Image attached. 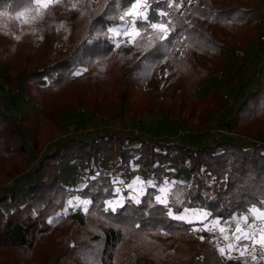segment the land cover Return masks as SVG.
Returning <instances> with one entry per match:
<instances>
[{"label":"trees","instance_id":"16d2710c","mask_svg":"<svg viewBox=\"0 0 264 264\" xmlns=\"http://www.w3.org/2000/svg\"><path fill=\"white\" fill-rule=\"evenodd\" d=\"M186 2L178 13L175 5L167 7L165 0H148L154 10L149 17L171 20L172 31L167 39L152 44L145 41L138 56L118 55L124 75L129 73L141 84L155 79L159 66L173 55L182 38L181 45L186 50L183 58L173 61L174 66L194 81L208 76V69L197 63L196 55L216 59L222 46L232 47L217 41L201 22L245 29L248 37L259 30L264 32L255 11L236 0L228 5L224 0H192L185 5ZM124 3L125 0H81L79 14L67 24V19L57 15L50 16L41 27L0 23V42L5 43L0 47V65L13 66L15 86L20 89L22 84H30L29 91L36 96V112L23 115L20 126L0 107V188L10 177L19 179L0 194V264H30L32 259L37 264H227L219 250L221 239L211 234L201 239L194 224L170 217L169 210L174 215L203 211L208 220H217L230 232L238 219L250 214L249 208L264 209V143L255 142L260 132H255L253 138L249 133L253 125H264V63L257 69L260 89H248L234 117L229 118L231 109L222 120L227 131L252 140L224 135L206 145L197 144L192 139L194 135H185L187 141L152 140L103 131L50 142L38 162L24 172L11 176L5 171L7 160L32 155L36 147L33 138L17 146H11L10 141L16 136L23 139V130L36 135L41 118L43 123L53 122L42 109L47 97L58 96L76 83L84 84L92 79L96 67L105 64L113 51L108 28L123 24L119 17ZM34 8L35 0H0V21L6 15ZM160 10L169 15L157 17L155 12ZM149 28L141 30L143 36ZM78 69L87 72L77 77ZM8 79L7 75L3 83L8 84ZM175 80L172 76L170 82ZM125 89L131 90L132 85L126 84ZM217 93L213 91L211 97ZM206 100H210L208 95ZM47 104L46 109L49 100ZM107 166L109 169H105ZM167 166L184 169L189 179L175 183L179 192L169 190L165 206L156 197L160 196L158 186ZM71 167L80 188L67 183ZM116 171L125 175L124 183L131 173L140 172L152 178L153 186L127 197V191L113 175ZM21 190L24 194L18 199L16 193ZM120 193L123 204L108 210L105 203ZM71 195L89 202L87 221L81 223L65 214ZM5 202L12 207L6 209ZM130 232L137 237L130 239ZM43 240L50 242L41 249Z\"/></svg>","mask_w":264,"mask_h":264},{"label":"rangeland","instance_id":"374dc122","mask_svg":"<svg viewBox=\"0 0 264 264\" xmlns=\"http://www.w3.org/2000/svg\"><path fill=\"white\" fill-rule=\"evenodd\" d=\"M231 1L224 0L226 5ZM236 1L255 11L256 21L264 29V0H255L252 3L248 0ZM215 3L218 4L216 1ZM188 4L185 3V5ZM80 5L81 0H56L55 4L50 6H45L43 3L37 4L35 0L33 10L18 12L12 16L6 15L3 22L0 21V23L41 27L46 24V21H49L50 16L57 15L67 19L64 21L67 24V21L79 14ZM49 8L50 10L47 11ZM175 10L178 13L181 12V8H175ZM127 19L129 18L126 17ZM201 24L206 26L217 41L232 48L222 46L216 59L196 55L197 63L208 69V76L195 81L188 73L180 72L173 63L174 60L184 57L186 47L181 45L182 38L178 40L179 44L174 47L173 55L159 66L156 78L141 84L138 79H131L129 73V75H124L125 70L118 63L120 62L118 55L133 53L138 56L145 41L151 44L155 43L160 40L159 37L163 33L150 27L148 31H144L145 36L140 31V35L134 38L133 44L128 43L130 39H133L131 36L117 37L115 33H110V37L113 39V51L104 61L105 64L96 67L92 79L84 81V84L76 83L70 87V90L63 91L58 96L49 95L47 97L42 103V109L51 115L53 122L43 123L44 120L41 118L38 121L39 132H36V135L23 130V139L16 136L10 141L11 146H17L23 140L25 143H30L33 138L36 147L32 155H25L17 160H7L4 165L5 171L11 176H14L12 174L17 171L24 172L38 162L41 153L50 142L55 143L57 140L61 141L72 137H84L90 133L103 131H113L121 135H132L152 140L162 138L163 140L187 141L189 138L185 135H194L192 139L197 141V144L213 143L215 140L212 135H215L219 130L222 133L226 130L222 120L229 115L231 109L229 118L234 117L235 110L242 103L248 89L252 88L254 91L261 87V77L257 73V69L264 63V32L259 30L255 35L248 37V32L245 29L225 28L223 25L215 23L201 22ZM53 38L54 36L50 40L52 41ZM117 41H119V47H116ZM4 44V42H0V47ZM9 67L11 68L3 64L0 65V107L10 115L16 125L20 126L23 115L36 112V96L29 91L30 84H22L20 89L15 86L16 70L13 66ZM86 72L85 69H78L76 75L77 77L82 76ZM7 75L9 82L4 84L3 81ZM172 76L176 80L171 83ZM249 76L254 81L249 79ZM126 84L132 85V89L126 90ZM93 86L96 87L95 90H92ZM215 90L218 92L217 96L211 97ZM207 95L210 97L209 101L206 100ZM224 95L231 99L229 105H226L227 103L222 100ZM192 99L196 101L193 102ZM48 100L50 104L46 109ZM255 132L261 133L259 137L255 138V142L264 143V125L262 123L253 125L249 129L251 138ZM233 133L226 130L220 136L236 135L243 141L252 140H245L244 135ZM201 134L203 136H200ZM184 136L185 138H183ZM198 136L200 137L198 138ZM117 162L115 161V163ZM105 169H109V166ZM69 175L67 183L76 189L80 188L81 184L77 181L78 177L72 167L69 168ZM113 175L120 180L122 188L127 191V197H134V194L139 190L143 191L146 187L153 186L154 183L151 177L142 176L140 172H137L136 175L131 173L127 183L123 182L125 180L123 173L116 171ZM11 178L13 177H10L0 188V194L3 193L2 189L9 190L15 185L18 177ZM34 178L35 175L31 177L30 181H33ZM188 179L189 176L184 169L167 166L161 176L162 183L158 186L159 197L166 201V194L169 190H174L176 194L179 192L175 183L187 182ZM21 185L24 189L25 186L22 182ZM23 194L24 190H21L16 193V196L21 199ZM123 200L124 196L120 193L118 197L106 202L105 207L114 211L123 204ZM70 201L71 203H68L64 209L65 214L81 223L87 221L88 216L85 208L87 209L88 204L85 205L84 200L77 199L73 195L70 196ZM3 206L6 209L12 207V205L8 206L7 202ZM204 213L203 211L189 210L184 211L180 216H184L186 222L192 221L191 224H194L198 236L205 237L211 234L221 239L223 243L221 248L225 252L224 254L220 253L227 264H264V247L245 238L249 233H252L256 240H259L260 235L264 233V217H261L259 213L247 214L250 221H254L252 226L247 227L249 221H244L241 217L236 224V227L239 226L241 231L231 233L217 220H208V215L205 216ZM173 216L175 215L170 217L173 218ZM221 229L224 231L221 232ZM129 237L135 239L137 236L135 233H131ZM237 237L240 239L237 240ZM178 240L180 241V239ZM49 242L41 241L39 248H45ZM179 246L180 242L176 247ZM16 256L19 257V254L16 253ZM35 262L32 259L30 264H37Z\"/></svg>","mask_w":264,"mask_h":264},{"label":"snow or ice","instance_id":"6c2138e0","mask_svg":"<svg viewBox=\"0 0 264 264\" xmlns=\"http://www.w3.org/2000/svg\"><path fill=\"white\" fill-rule=\"evenodd\" d=\"M55 2L56 0H36L37 4L43 3L45 4V6L53 5L55 4ZM184 2L185 0H165L167 7H173L175 5L177 9L183 7ZM191 2L192 0H187V3L190 4ZM121 11L123 14L120 15L119 19L120 21L123 22V24L119 27H109L108 32L115 33L117 37L131 36L133 39H130L128 41L129 44H133L134 38L139 36L140 31L145 27H151L152 29L158 30L159 32L163 33V35L159 37L161 40L167 39L168 33L172 31L171 20H154L149 17L148 13L154 10H152L150 6L148 5V0H125V3L123 4ZM21 15H23V13H21ZM155 15L159 18H164V17H167L169 13H167L164 10H160L158 12H155ZM126 17H128L129 19L126 20ZM119 46H120L119 41H117L116 47H119ZM156 199L160 203H164L165 206H167L166 202L162 200L161 197L157 196ZM69 203H71V201ZM83 203L87 205L89 202L83 201ZM137 203H139V201H137ZM86 210L87 209L85 208V211ZM247 211L249 213H259L261 217H264V209H258V208L252 207V208H249ZM168 215L170 216L173 215L171 210H169ZM204 215L207 216L208 214L204 213ZM173 218L179 219V220L185 219L184 216H180V215H175L173 216ZM241 219H243L244 221H249L247 227H251L252 223H254V221H250V218L248 215H244ZM187 222L192 223L191 220ZM223 231L224 230L221 229V232ZM240 231H241V228L239 226L230 230L231 233L240 232ZM245 238L248 239L249 241H254L256 243H259L262 247H264V233L260 235L258 241L256 240L255 235L252 233H249L248 236ZM201 239H203V237H201ZM239 239L240 238L237 237V240ZM220 252L224 254L225 250L221 248ZM241 254L243 255V253Z\"/></svg>","mask_w":264,"mask_h":264},{"label":"built area","instance_id":"2783aa9c","mask_svg":"<svg viewBox=\"0 0 264 264\" xmlns=\"http://www.w3.org/2000/svg\"><path fill=\"white\" fill-rule=\"evenodd\" d=\"M222 98H223L222 100L224 101V103H227L226 105L230 104V101H231L230 98H228L226 95H224ZM225 132H226V130H224L223 133H225ZM223 133H222V131L219 130L215 135H212V138H214V140H217L219 138L220 134H223ZM76 177H77V175H76Z\"/></svg>","mask_w":264,"mask_h":264}]
</instances>
